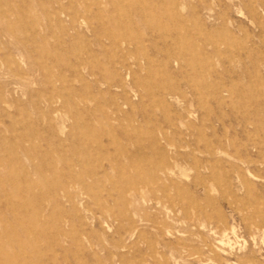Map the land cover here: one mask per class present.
<instances>
[{
  "label": "rangeland",
  "instance_id": "obj_1",
  "mask_svg": "<svg viewBox=\"0 0 264 264\" xmlns=\"http://www.w3.org/2000/svg\"><path fill=\"white\" fill-rule=\"evenodd\" d=\"M0 264H264V0H0Z\"/></svg>",
  "mask_w": 264,
  "mask_h": 264
},
{
  "label": "bare ground",
  "instance_id": "obj_2",
  "mask_svg": "<svg viewBox=\"0 0 264 264\" xmlns=\"http://www.w3.org/2000/svg\"><path fill=\"white\" fill-rule=\"evenodd\" d=\"M64 27V26H63ZM130 30V29H129ZM116 44V43H115ZM118 45V44H117ZM124 60V59H123ZM28 122V121H27ZM22 123V122H21ZM83 142V141H82ZM101 145V144H100ZM137 150V149H136ZM197 158V157H196ZM200 180V179H199ZM213 206V205H212Z\"/></svg>",
  "mask_w": 264,
  "mask_h": 264
}]
</instances>
